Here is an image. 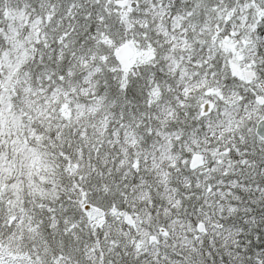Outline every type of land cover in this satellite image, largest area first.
I'll list each match as a JSON object with an SVG mask.
<instances>
[{
  "label": "snow or ice",
  "instance_id": "snow-or-ice-1",
  "mask_svg": "<svg viewBox=\"0 0 264 264\" xmlns=\"http://www.w3.org/2000/svg\"><path fill=\"white\" fill-rule=\"evenodd\" d=\"M0 264H264V0H0Z\"/></svg>",
  "mask_w": 264,
  "mask_h": 264
}]
</instances>
